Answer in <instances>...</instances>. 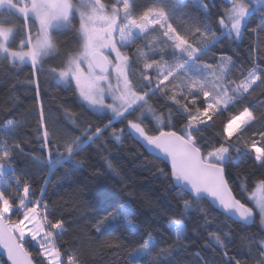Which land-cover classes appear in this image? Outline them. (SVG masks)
I'll return each instance as SVG.
<instances>
[{
	"label": "snow or ice",
	"instance_id": "6c2138e0",
	"mask_svg": "<svg viewBox=\"0 0 264 264\" xmlns=\"http://www.w3.org/2000/svg\"><path fill=\"white\" fill-rule=\"evenodd\" d=\"M211 7H215L214 0H0V62H5L10 71L30 65L35 77L47 59H58L60 65L49 69L54 78L68 86L74 83L82 106L88 110L112 114L103 128H88L83 142L77 139L66 143L63 153L57 149V158L47 162L49 175L74 160L84 144L102 138L106 129L114 141L121 142L124 129L111 127L113 120L121 119L137 143L155 159L170 164L169 172L163 168L159 171L171 177L184 212L193 207L203 211L201 205L207 202L234 223L251 226L259 219L264 226V178L257 180L250 191L246 184L241 185L252 205L248 206L233 194L226 175L230 164L247 159L250 152L264 169V131L252 133L260 141L248 142V133L258 121L264 122V104L258 108L243 106L264 88V65L237 66L232 56L224 54L206 59L215 57L213 49L222 39H243L249 30V18L257 12L264 16V0H228L215 26ZM12 16L22 20V32L9 23ZM259 28L264 32V21ZM18 35L22 36L19 40ZM60 36L70 37L71 43L62 48ZM139 41L143 45L130 55L129 49ZM133 69L139 71L143 82L139 87ZM154 97L170 102L167 114L150 102ZM173 106L184 121L179 128L172 122ZM64 112L75 122V113L67 108ZM148 114L155 120L151 129L145 123ZM39 115L43 143L47 145L50 132L42 104ZM225 116L217 133L219 140L209 142L204 133ZM17 127L12 119L0 126V246L11 264H86L82 257L62 250L58 244L67 228L63 220L51 218L44 198L49 181L43 182L36 198L28 180L21 183L15 176V154L22 155L23 149L18 143L9 145L8 139ZM241 144L245 150H241ZM107 166L112 168L110 161ZM9 179H13L15 188L7 182ZM129 214L126 206L97 213L92 229L104 240V246L120 248L112 237L113 221L121 220L126 228L135 230ZM186 228L180 217L170 218L167 225L181 247ZM210 236L207 247L225 248L227 233ZM32 242L38 260L25 246ZM156 247L157 242L148 234L128 252V264H143ZM171 248L170 244L167 252L161 250L168 264H172L174 255ZM257 251L259 264H264V241ZM196 255L199 264H211ZM224 264L239 262L226 259Z\"/></svg>",
	"mask_w": 264,
	"mask_h": 264
},
{
	"label": "trees",
	"instance_id": "16d2710c",
	"mask_svg": "<svg viewBox=\"0 0 264 264\" xmlns=\"http://www.w3.org/2000/svg\"><path fill=\"white\" fill-rule=\"evenodd\" d=\"M214 3L211 13L215 26L216 18L228 0H214ZM262 21L264 16L255 13L249 18V30L243 39H222L213 49L215 57L209 56L206 59L211 60L224 54L232 56L237 66L250 67L253 63L264 65V32L259 28ZM9 23L22 32L23 22L19 17H9ZM32 31L35 32V26ZM20 38L22 36L18 35L17 40ZM59 39L62 48L71 43L70 37L60 36ZM142 45L143 41H139L129 49V54H134L136 47ZM60 63L58 59H47L33 77L30 65L10 71L5 62H0V126L9 119L18 123L17 131L8 142L9 145L18 143L23 149L22 155L15 154L13 163L15 176L21 183L27 179L32 185L30 192L39 198L43 182L49 181L44 198L49 204L51 218L63 220L67 228V233L58 240L62 250L72 251L74 255L82 257L86 264H128V252L151 234L157 247L152 256L144 258L143 264H168L161 250L167 252L170 244L174 254L172 264H199L197 253L211 264H224L226 259L238 261L239 264H259L257 246L264 241V226L259 219L251 227L243 226L226 218L207 202L201 205L203 211L193 207L184 212L171 177L159 171L163 168L167 173L170 167L155 159L136 142L126 122L113 120L111 125L117 130L124 129L121 142L114 141L111 132L106 129L101 134L102 138L95 143L84 144L83 150L74 160L56 167L49 175L47 162L57 158V149L63 153L66 143L77 139L83 142V133L88 128H103L112 117L109 113H95L82 106L74 83L68 86L46 75L51 67H58ZM133 72L135 84L139 87L143 83L139 79V71L133 69ZM30 79L35 82L29 83ZM150 102L158 111L163 109L167 114L166 105L170 102L160 97H154ZM41 104L44 107V122L50 132L47 145L42 139L39 115ZM261 104H264V88L257 90L243 106L256 105L258 108ZM65 108L76 114L75 122L66 117ZM172 116L173 124L179 128L184 121L180 120L174 106ZM226 119L225 116L217 120L204 133L209 142L219 140L217 133L221 131V125ZM145 123L151 129L155 121L146 118ZM257 131H264V122L258 121L257 127L248 133L249 144L252 140L260 141L259 136L252 135ZM240 147L245 150L243 144ZM108 161L112 168L107 166ZM226 175L236 198L252 206L248 201V193L241 185L246 184L250 191L257 180L264 178V169L253 160V154L250 152L247 159L230 164ZM8 183L12 188L16 187L15 183ZM120 206L130 209L129 219L133 221L135 230L126 228L121 220L113 221L112 237L119 242L120 248L106 247L104 240L92 229V223L97 213L112 211ZM176 217L183 218L187 226L183 247L175 242L174 236L167 230L170 218ZM210 233H227V238H224L225 248L214 245L207 247L212 240ZM25 246L34 260L40 259L35 242ZM224 252L228 254L226 257Z\"/></svg>",
	"mask_w": 264,
	"mask_h": 264
},
{
	"label": "water",
	"instance_id": "95a60500",
	"mask_svg": "<svg viewBox=\"0 0 264 264\" xmlns=\"http://www.w3.org/2000/svg\"><path fill=\"white\" fill-rule=\"evenodd\" d=\"M144 148V147H143ZM145 149V148H144ZM146 150V149H145ZM147 153H149L147 151ZM150 154V153H149ZM151 155V154H150ZM166 163V162H165ZM169 167H170V164L166 163ZM234 194V193H233ZM216 209L217 211L221 212L219 209L217 208H214ZM222 213V212H221ZM252 226V225H251ZM251 226H248V227H251ZM0 264H11V261L8 259L7 257V253H6V250L0 246Z\"/></svg>",
	"mask_w": 264,
	"mask_h": 264
},
{
	"label": "rangeland",
	"instance_id": "374dc122",
	"mask_svg": "<svg viewBox=\"0 0 264 264\" xmlns=\"http://www.w3.org/2000/svg\"><path fill=\"white\" fill-rule=\"evenodd\" d=\"M24 66V65H23ZM46 75L49 77V78H52L53 80L57 81V82H60L58 81L57 79L54 78L53 74L50 73V71H47ZM60 83H63V82H60ZM108 102H111L110 100ZM109 114L112 116V114L109 112ZM146 118H152L151 114H148ZM153 119V118H152ZM116 120H121V119H115ZM155 121V120H154ZM8 182H10V179L8 180Z\"/></svg>",
	"mask_w": 264,
	"mask_h": 264
},
{
	"label": "built area",
	"instance_id": "2783aa9c",
	"mask_svg": "<svg viewBox=\"0 0 264 264\" xmlns=\"http://www.w3.org/2000/svg\"><path fill=\"white\" fill-rule=\"evenodd\" d=\"M10 182H13V179H10Z\"/></svg>",
	"mask_w": 264,
	"mask_h": 264
}]
</instances>
